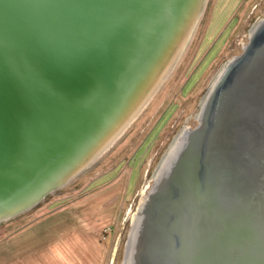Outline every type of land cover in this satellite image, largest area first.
<instances>
[{
	"label": "water",
	"instance_id": "water-1",
	"mask_svg": "<svg viewBox=\"0 0 264 264\" xmlns=\"http://www.w3.org/2000/svg\"><path fill=\"white\" fill-rule=\"evenodd\" d=\"M210 0H0V225L96 165ZM122 264H264V19L158 164Z\"/></svg>",
	"mask_w": 264,
	"mask_h": 264
},
{
	"label": "rangeland",
	"instance_id": "rangeland-1",
	"mask_svg": "<svg viewBox=\"0 0 264 264\" xmlns=\"http://www.w3.org/2000/svg\"><path fill=\"white\" fill-rule=\"evenodd\" d=\"M263 19L264 0H210L175 72L125 135L69 185L0 225V241L38 225L45 229L37 237L50 247L44 264H122L133 217L158 164L183 130L197 126L204 97Z\"/></svg>",
	"mask_w": 264,
	"mask_h": 264
},
{
	"label": "crops",
	"instance_id": "crops-1",
	"mask_svg": "<svg viewBox=\"0 0 264 264\" xmlns=\"http://www.w3.org/2000/svg\"><path fill=\"white\" fill-rule=\"evenodd\" d=\"M45 228L34 225L23 228L13 233L10 237L0 241V264H44L43 253H47L50 249L48 242L40 241L41 231ZM5 248V249H4ZM59 248L52 249L56 252ZM96 252L92 251V253ZM95 255V253H94ZM80 260H82L80 258ZM86 260L81 263L78 260L76 264H95ZM68 264H75L70 259Z\"/></svg>",
	"mask_w": 264,
	"mask_h": 264
}]
</instances>
